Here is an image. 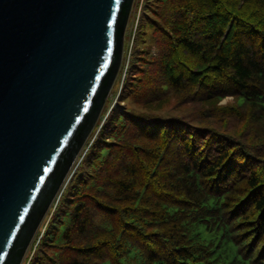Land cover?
<instances>
[{
  "label": "trees",
  "instance_id": "16d2710c",
  "mask_svg": "<svg viewBox=\"0 0 264 264\" xmlns=\"http://www.w3.org/2000/svg\"><path fill=\"white\" fill-rule=\"evenodd\" d=\"M128 36L22 264H264V0H143Z\"/></svg>",
  "mask_w": 264,
  "mask_h": 264
},
{
  "label": "water",
  "instance_id": "95a60500",
  "mask_svg": "<svg viewBox=\"0 0 264 264\" xmlns=\"http://www.w3.org/2000/svg\"><path fill=\"white\" fill-rule=\"evenodd\" d=\"M134 0H0V264H21L100 118Z\"/></svg>",
  "mask_w": 264,
  "mask_h": 264
},
{
  "label": "rangeland",
  "instance_id": "374dc122",
  "mask_svg": "<svg viewBox=\"0 0 264 264\" xmlns=\"http://www.w3.org/2000/svg\"><path fill=\"white\" fill-rule=\"evenodd\" d=\"M143 0H134L133 3H132V7H131V10H130V14H129V17H128V20H127V24H126V27H125V30H124V34H123V45H122V58H121V61L124 57V55L126 54L125 56V59H124V62H123V67H125L126 65V61L128 60V50L130 48V37L128 36L130 33L132 34V30H133V27L135 26V24L137 23V20L139 18V15H140V9H141V4H142ZM131 24H132V27H131ZM131 27V28H130ZM131 36V35H130ZM127 38H129V42H128V47H127ZM127 50H126V49ZM121 65V64H120ZM123 70V69H122ZM121 70V73H120V76L117 74L114 82H113V85L111 87V92L109 93L108 95V98L105 102L106 106L105 108H103L102 112H101V117H100V120L97 121V123L95 124L93 130L91 131V134L89 135V137L87 138V140L85 142L89 143L90 144L92 143L93 139H94V134L97 133L99 127L101 126L105 116L107 115V113L110 111V109L112 108L113 104L116 102L118 96H119V91H120V88H121V81H122V77H123V71ZM119 76V78H118ZM228 99V98H227ZM227 99H224L222 100V103H224ZM89 147V146H88ZM80 153V152H79ZM78 153V155H79ZM85 154V153H84ZM77 155V156H78ZM84 156V155H83ZM78 159V158H77ZM82 159V158H81ZM81 159L79 160L78 164L80 163ZM77 164V166H78ZM77 166L76 168L74 169V173L76 172L77 170ZM69 181V180H68ZM67 181V182H68ZM66 182V183H67ZM63 190V189H62ZM59 198V197H58ZM57 198V200H58ZM56 200V201H57ZM52 210V209H51ZM51 212V211H50ZM46 217V216H45ZM48 217V215H47ZM45 222H46V219L44 218L43 221L41 222L40 226H39V231H42L44 229V226H45ZM40 236L39 235H35L33 236V239L34 237H36V239H38ZM32 239V241H33ZM31 241V242H32ZM31 244V243H30ZM30 246V245H29ZM28 246V247H29ZM26 254V252H25ZM24 254V255H25ZM235 256L234 253H231V252H227V254H225V257H223V259L221 261L218 262V264H230L229 262H231L232 264H253L251 263L248 259H242L239 257V255H237V261H230L233 257ZM23 260L21 261V264H22Z\"/></svg>",
  "mask_w": 264,
  "mask_h": 264
},
{
  "label": "built area",
  "instance_id": "2783aa9c",
  "mask_svg": "<svg viewBox=\"0 0 264 264\" xmlns=\"http://www.w3.org/2000/svg\"><path fill=\"white\" fill-rule=\"evenodd\" d=\"M95 134H96V133H95ZM95 134H94L93 136H95ZM90 142H91V141H89V143L85 142V144L83 145V147H82L81 150H80L79 155L76 156V158H75V160H74V163L72 164V166H71V168H70V170H69V172H68V174H67V176H66V178H65V180H64V182H63V184H62V187L60 188V190H59L57 196L55 197V200H54V204H53V205H55L56 200H57V198L59 197V195H60L62 189L64 188V186H65V184H66V182H67V181L70 179V177L72 176V174H73V172H74V169L76 168V166H77L79 160H80L81 158H83V155H84V153L86 152L88 146H90ZM77 158H78V159H77Z\"/></svg>",
  "mask_w": 264,
  "mask_h": 264
},
{
  "label": "clouds",
  "instance_id": "9594fccd",
  "mask_svg": "<svg viewBox=\"0 0 264 264\" xmlns=\"http://www.w3.org/2000/svg\"><path fill=\"white\" fill-rule=\"evenodd\" d=\"M100 117H101V115H100ZM98 120H100V118L98 119ZM85 144V143H84ZM55 200V199H54ZM54 200H53V203H52V205L50 206V208H49V210H48V212L54 207ZM47 212V213H48ZM47 213H46V215L45 216H47ZM45 218V217H44ZM35 245V244H34ZM27 250H28V248H27ZM27 250H26V252H27ZM25 256V255H24ZM24 256H23V258H24ZM23 260V259H22Z\"/></svg>",
  "mask_w": 264,
  "mask_h": 264
}]
</instances>
